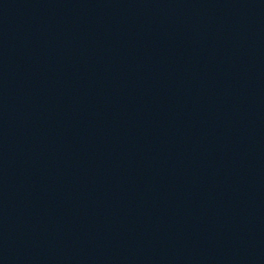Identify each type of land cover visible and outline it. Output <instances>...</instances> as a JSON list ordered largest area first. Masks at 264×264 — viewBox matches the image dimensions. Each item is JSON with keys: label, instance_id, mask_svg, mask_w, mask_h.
Listing matches in <instances>:
<instances>
[{"label": "water", "instance_id": "95a60500", "mask_svg": "<svg viewBox=\"0 0 264 264\" xmlns=\"http://www.w3.org/2000/svg\"><path fill=\"white\" fill-rule=\"evenodd\" d=\"M0 264H264V0H0Z\"/></svg>", "mask_w": 264, "mask_h": 264}]
</instances>
